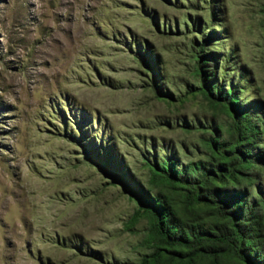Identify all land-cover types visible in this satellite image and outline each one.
<instances>
[{"label": "rangeland", "instance_id": "obj_1", "mask_svg": "<svg viewBox=\"0 0 264 264\" xmlns=\"http://www.w3.org/2000/svg\"><path fill=\"white\" fill-rule=\"evenodd\" d=\"M250 122L264 152V0H0V264H178L129 185L220 186Z\"/></svg>", "mask_w": 264, "mask_h": 264}, {"label": "trees", "instance_id": "obj_2", "mask_svg": "<svg viewBox=\"0 0 264 264\" xmlns=\"http://www.w3.org/2000/svg\"><path fill=\"white\" fill-rule=\"evenodd\" d=\"M213 56L205 55V61L212 63ZM219 88L217 97H228L225 88ZM211 91L214 94L215 89L211 87ZM233 95L235 100L238 93ZM236 101L240 110L247 109L239 98ZM248 124L241 144H237L242 155L238 168L231 175H221L220 186L204 174L205 168L212 174L217 170L225 174L228 165L220 163L224 160H217V165L186 168L175 166V159L169 157L167 161L176 172L169 184L180 190L170 188L171 194L162 191L151 197L150 192L129 185L145 202L158 245L178 264H222L231 257L242 264H264V189L259 187L258 198H249L247 189L240 188L242 184L234 187L229 183L235 181L236 174L251 179L255 165L264 164V152L255 143L261 135L259 126L256 122Z\"/></svg>", "mask_w": 264, "mask_h": 264}]
</instances>
